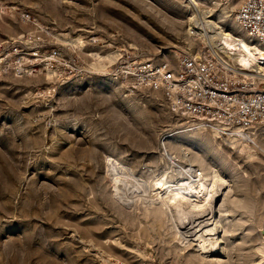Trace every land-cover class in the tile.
<instances>
[{"label":"rangeland","instance_id":"obj_1","mask_svg":"<svg viewBox=\"0 0 264 264\" xmlns=\"http://www.w3.org/2000/svg\"><path fill=\"white\" fill-rule=\"evenodd\" d=\"M197 1L202 15L186 0H0V264H209L149 204L182 166L220 195L206 259L264 264V131L232 137L250 157L119 74L126 55L174 62L209 46L201 29L233 27L239 0Z\"/></svg>","mask_w":264,"mask_h":264},{"label":"built area","instance_id":"obj_2","mask_svg":"<svg viewBox=\"0 0 264 264\" xmlns=\"http://www.w3.org/2000/svg\"><path fill=\"white\" fill-rule=\"evenodd\" d=\"M239 1L236 23L264 47V0ZM40 59L52 64L61 58L53 48ZM231 66L209 46L183 53L174 62L136 61L129 55L118 61L120 77L129 87L160 93L191 125L253 143L264 131V89L257 88L259 79L243 81Z\"/></svg>","mask_w":264,"mask_h":264},{"label":"bare ground","instance_id":"obj_3","mask_svg":"<svg viewBox=\"0 0 264 264\" xmlns=\"http://www.w3.org/2000/svg\"><path fill=\"white\" fill-rule=\"evenodd\" d=\"M186 2L190 11L201 12L202 15V9L198 6L197 0H186ZM232 24L231 29L220 26L211 32L201 29L200 32L196 33V27L191 26L190 22L187 32L191 35L194 34V36L195 33L198 34L208 43L207 45L219 50L220 56L232 63L234 68L231 66V70L237 71L243 81L259 79L263 85L262 89H264V47L258 40L247 38L234 17ZM104 58L100 55V60ZM109 59L111 60V58ZM193 127L199 126L193 125ZM209 131L217 138L222 135L221 131L215 128ZM228 137L231 147H237L241 152L248 153L251 157L253 154L251 145L243 142L238 143L232 137ZM173 158H176V155ZM182 167L187 172L186 177L183 180L176 177L174 180L173 177L176 176L174 174L169 180L162 181L157 195L150 193L149 204L156 208V212L169 223H167L168 225L174 228L173 224H175L177 232L174 235L179 233V239L184 241L185 247H197V251L202 255V260L209 262V264L210 262L211 264H219L217 257L214 260L211 258L210 261L206 259L208 256L212 257L220 253L219 246L215 245L216 237H213L218 233V227L216 226L215 229L211 227L214 222H218L215 220L217 212L215 205L220 195L215 186L216 182L209 172H196L186 169V166ZM219 212L222 213L223 210L219 209ZM180 214L187 215L182 219ZM211 214H213V218ZM257 249L263 253L264 242Z\"/></svg>","mask_w":264,"mask_h":264}]
</instances>
